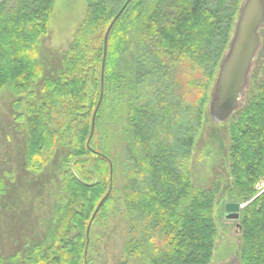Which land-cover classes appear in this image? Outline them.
Instances as JSON below:
<instances>
[{"label": "trees", "instance_id": "trees-1", "mask_svg": "<svg viewBox=\"0 0 264 264\" xmlns=\"http://www.w3.org/2000/svg\"><path fill=\"white\" fill-rule=\"evenodd\" d=\"M55 1L0 0V93L9 87L14 95L13 119L25 136V169L45 183L48 179L46 186L50 177H55L59 195L50 219L56 221L55 226L30 243L23 264H85L87 224L110 187L107 179L111 177V161L93 150L92 141L88 146V140L90 118L100 98L103 42L114 19L113 9L94 0L58 67L45 75L39 49L49 34ZM131 4L109 35L103 101L113 91L121 93L127 87L133 92L138 90L140 77L136 69L124 82L125 72L120 68L131 36L144 38V45L149 41L166 66L169 62L174 66L189 64L202 72L212 61L207 47L217 38L214 30L219 22L204 9L203 0H160L147 16L139 0ZM194 6L196 15L191 13ZM174 10L177 12L172 13ZM211 75L213 79L214 71ZM210 81L200 87V80L196 85L203 87L197 103L201 120L208 117L205 107L210 100ZM131 115L136 144L144 148L146 158L140 160L135 152L132 156L142 168L151 167L153 183L145 185L144 175H135L145 189L139 192L136 187L125 196L130 218L141 219L133 232L140 231L146 242L136 238L127 242V259L142 257L148 251L150 264H210L217 237L214 214L218 189L198 190L188 172L181 177L164 174L163 170H169L166 161L172 155L171 149L165 147L153 155L148 129L136 126L149 113L136 106ZM228 151L231 191L227 195L240 206L246 204L239 212L242 238L237 257L241 264H264V191L257 190V185L264 182V84L232 122ZM88 155L96 157L94 167L101 180L95 184L80 181L71 169L73 160ZM10 177L14 178L13 172L0 177V199ZM112 190L90 230L108 206ZM8 260L12 258L1 263Z\"/></svg>", "mask_w": 264, "mask_h": 264}, {"label": "rangeland", "instance_id": "rangeland-1", "mask_svg": "<svg viewBox=\"0 0 264 264\" xmlns=\"http://www.w3.org/2000/svg\"><path fill=\"white\" fill-rule=\"evenodd\" d=\"M101 1L112 7L115 17L127 0ZM159 1L139 0V4L144 5V16H147L152 6L158 5ZM243 2L244 0H203L204 9L215 16V20L219 23L214 30L217 38L207 47L208 53H212V61L202 72L193 70L192 65L189 64L174 66L169 62L166 63L167 67L160 59V55L152 49L149 41L144 45V38L137 39L131 36L129 49L123 53L124 62L121 63L120 68L125 72L124 82L132 77L129 75L130 71L136 69L140 77L138 90L133 92L127 87V90L124 89L121 93L113 91L105 97L96 119L91 142L93 150L111 161L113 190L108 206L102 215L99 214L89 232L88 240L87 229L90 221L87 224L85 264L87 262L88 264H150L147 260L146 248L145 254L137 258L127 259L125 252L127 242L135 238L143 241L140 231L133 232V228L138 225L137 223L140 224L141 219L138 216L130 218L125 196L128 192L136 191V187L139 192L145 189L141 180L135 179V175H144L145 185L153 183L151 167L142 168L141 164L133 159V152L140 160L146 158L144 148L136 144L135 131L131 127L130 116L136 106L149 113V117L143 121L138 120L136 126L138 128L145 126L146 130L148 129V143L153 155L165 147L171 149L172 155L166 161L169 170H163V173L170 177H181L188 172L192 185L198 190L218 189L214 214L217 237L210 264H223L232 255L239 256L242 229L238 231L237 225H241L242 221L227 219L225 211L226 204L238 203L227 195L231 191L228 146L232 122L240 117L257 90L264 84V28L260 30V47L250 71L241 107L232 118L223 125L212 124L206 115L201 120L197 103L200 102L199 96L203 92V87H200L212 79L210 72L213 71L214 83ZM93 4L94 0L55 1L49 34L43 38L39 49L40 58L45 65V75L56 70L61 55L68 50L84 21L89 6ZM193 9L191 13L197 9V6ZM176 12L177 10H174L172 13ZM194 14L196 15L197 12ZM232 14H235V19ZM204 37V35L200 36L199 39ZM215 63L216 67H214ZM200 80V87H196ZM192 81H195V84H192ZM212 86L213 84L211 88ZM14 100L13 92L9 87L0 93V177L4 173L13 172L15 178H8L6 191L0 199V264L26 263L24 253L30 243L42 236L47 229L55 226L56 221L50 219L54 217L55 203L59 200L55 177H50L51 182L46 186L48 179L45 183L43 178H36L25 169V136L13 119ZM208 104L205 107L206 111ZM91 121L92 118L89 122L90 127ZM94 166H96V157L88 155L73 160L71 169L80 181L95 184L101 179ZM107 181L110 184V177ZM257 190L259 193L264 191V182L257 185ZM240 204L242 208L246 206ZM75 233L76 231L73 232ZM143 244L146 242L143 241ZM8 258L12 260L1 263Z\"/></svg>", "mask_w": 264, "mask_h": 264}, {"label": "water", "instance_id": "water-1", "mask_svg": "<svg viewBox=\"0 0 264 264\" xmlns=\"http://www.w3.org/2000/svg\"><path fill=\"white\" fill-rule=\"evenodd\" d=\"M133 0H127L122 9L110 23L104 36V55L101 67V92L98 104L92 117L91 133L88 146L93 139L95 132L96 117L104 97V75L108 53L109 35L115 23L122 16ZM264 28V0H244L238 13L233 35L230 40L227 52L219 64L217 74L210 92V100L207 107V114L210 122L214 125L227 123L232 116L240 109L245 91L249 82V75L256 54L260 47V30ZM111 166V165H110ZM112 166L110 187L106 196L97 206L87 229V240L90 228L99 210L105 203L112 190ZM242 207L237 203H229L225 207L226 218L239 219V212ZM241 231V225H237ZM87 248L85 251V257ZM223 264H241L236 255Z\"/></svg>", "mask_w": 264, "mask_h": 264}]
</instances>
